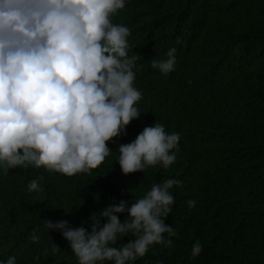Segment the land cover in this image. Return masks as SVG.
<instances>
[{
	"label": "trees",
	"instance_id": "trees-1",
	"mask_svg": "<svg viewBox=\"0 0 264 264\" xmlns=\"http://www.w3.org/2000/svg\"><path fill=\"white\" fill-rule=\"evenodd\" d=\"M111 20L129 28V56L138 54L142 114L107 142L112 152L89 173L0 168V260L77 264L58 231H41L34 243L32 229L45 218L91 224L109 198L131 202L174 178L181 183L170 189L165 223L178 236L134 264H264V0H126ZM173 47L175 70L163 75L151 61L167 59ZM154 122L180 134L176 160L123 174L119 145ZM33 179L42 191L28 190ZM197 240L202 251L192 257ZM53 243L61 250L53 253Z\"/></svg>",
	"mask_w": 264,
	"mask_h": 264
},
{
	"label": "clouds",
	"instance_id": "clouds-1",
	"mask_svg": "<svg viewBox=\"0 0 264 264\" xmlns=\"http://www.w3.org/2000/svg\"><path fill=\"white\" fill-rule=\"evenodd\" d=\"M125 3L0 0V168L31 165L66 176L89 173L112 152L107 142L125 134L142 114L136 106L142 93L134 87L138 54L129 56V28L111 20ZM176 51L169 49L167 59L152 60L151 67L163 75L174 71ZM180 138L154 122L119 145L115 163L125 175L143 173L158 162L168 168ZM180 183L174 178L154 183L131 202L109 198L91 224L73 227L65 219H42L31 239L39 242L41 231H58L77 264H134L153 245L172 247L178 233L165 220L174 204L170 189ZM28 190L43 189L33 179ZM187 204L192 208L196 201ZM124 237L129 240L119 243ZM60 250L53 243L52 252ZM201 251L197 240L192 257ZM0 264L17 260L9 256Z\"/></svg>",
	"mask_w": 264,
	"mask_h": 264
}]
</instances>
